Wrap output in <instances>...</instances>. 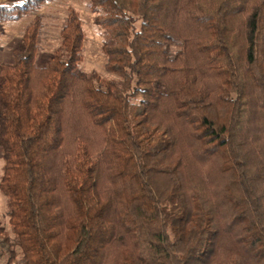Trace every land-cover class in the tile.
<instances>
[{
  "label": "trees",
  "instance_id": "trees-1",
  "mask_svg": "<svg viewBox=\"0 0 264 264\" xmlns=\"http://www.w3.org/2000/svg\"><path fill=\"white\" fill-rule=\"evenodd\" d=\"M48 1H0L3 264H264V0H85L110 78Z\"/></svg>",
  "mask_w": 264,
  "mask_h": 264
},
{
  "label": "rangeland",
  "instance_id": "rangeland-1",
  "mask_svg": "<svg viewBox=\"0 0 264 264\" xmlns=\"http://www.w3.org/2000/svg\"><path fill=\"white\" fill-rule=\"evenodd\" d=\"M6 1V0H0ZM72 9L78 16L82 25L84 42L81 51V68L84 72H96L105 77V57L101 49L103 31L95 25L96 11L91 9L85 0H50L36 13L42 18V50L43 55H50L59 43V30L67 12ZM28 20L17 24L2 25L0 32V58L8 57L9 50L18 45L24 24ZM1 165V163H0ZM5 212V199L0 194V227L8 230ZM1 258L0 264H3Z\"/></svg>",
  "mask_w": 264,
  "mask_h": 264
}]
</instances>
